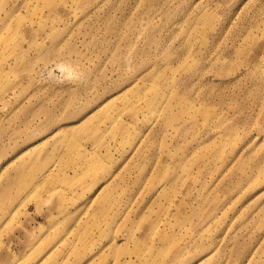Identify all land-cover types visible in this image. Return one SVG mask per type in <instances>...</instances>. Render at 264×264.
I'll list each match as a JSON object with an SVG mask.
<instances>
[{"label":"rangeland","instance_id":"374dc122","mask_svg":"<svg viewBox=\"0 0 264 264\" xmlns=\"http://www.w3.org/2000/svg\"><path fill=\"white\" fill-rule=\"evenodd\" d=\"M0 264H264V0H0Z\"/></svg>","mask_w":264,"mask_h":264},{"label":"bare ground","instance_id":"6f19581e","mask_svg":"<svg viewBox=\"0 0 264 264\" xmlns=\"http://www.w3.org/2000/svg\"><path fill=\"white\" fill-rule=\"evenodd\" d=\"M65 205V204H64Z\"/></svg>","mask_w":264,"mask_h":264}]
</instances>
